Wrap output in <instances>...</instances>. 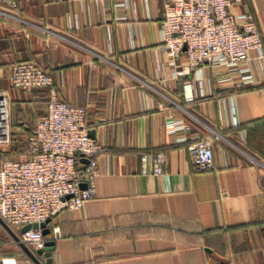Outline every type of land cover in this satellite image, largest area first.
Instances as JSON below:
<instances>
[{
  "label": "crops",
  "instance_id": "1",
  "mask_svg": "<svg viewBox=\"0 0 264 264\" xmlns=\"http://www.w3.org/2000/svg\"><path fill=\"white\" fill-rule=\"evenodd\" d=\"M17 4L0 2V166L28 156V137L47 111L48 89L12 86L22 61L49 72L63 100L87 108V133L104 146L95 197L51 218L55 249L50 263L41 260L264 264V86L232 92L239 73L208 65L176 77L187 59L173 60L162 42L164 0ZM231 11L254 14L264 34V0H241ZM252 69L264 83V58ZM176 122L184 127L169 132ZM208 135L214 166L198 170L188 147ZM160 151L164 173L143 175L140 157ZM0 264H35L1 225Z\"/></svg>",
  "mask_w": 264,
  "mask_h": 264
},
{
  "label": "built area",
  "instance_id": "2",
  "mask_svg": "<svg viewBox=\"0 0 264 264\" xmlns=\"http://www.w3.org/2000/svg\"><path fill=\"white\" fill-rule=\"evenodd\" d=\"M240 1L164 0L162 42L173 60L182 54L187 59V64L176 70V77H183L193 69L198 73L208 65L239 73V88L263 83L255 76L252 63L264 58V34L259 31L254 14L231 11ZM0 2L12 9L18 6L17 0ZM11 82L13 87L26 92L43 88L49 91L47 111L37 117L28 137V156L6 159L0 166V217L18 232L22 242L39 249L47 241L42 228L31 227L24 232L22 228L46 222L61 203L79 210L92 200L97 191L98 156L104 146L87 133V108L63 100L53 76L37 63L15 64ZM190 91L188 82V99H192ZM6 100L7 93L0 92L3 107ZM0 114L5 116L7 111ZM183 127V123H171L169 132ZM188 152L196 169L214 166L210 135L189 145ZM140 162L143 175L160 176L165 171L167 156L161 151L143 154ZM54 230L57 232L58 228Z\"/></svg>",
  "mask_w": 264,
  "mask_h": 264
},
{
  "label": "water",
  "instance_id": "3",
  "mask_svg": "<svg viewBox=\"0 0 264 264\" xmlns=\"http://www.w3.org/2000/svg\"><path fill=\"white\" fill-rule=\"evenodd\" d=\"M67 198H70V196H67ZM68 208L67 203H61L58 207V210L55 211L50 218L46 220V222L41 223L38 225L37 223H34L32 225H26L22 228V232L30 229L31 227L38 228L41 227L43 230V234L46 236L47 241L44 244L43 248L39 249H31L27 246L26 243L22 242L19 235L15 233L11 227L0 217V225L6 229L10 235L15 239V241L23 248L25 253L34 261L35 264H45L40 257L45 258L46 263H50L52 261V252L55 249V241L51 239V229L48 227V224L51 221V218L55 216L59 211L64 210Z\"/></svg>",
  "mask_w": 264,
  "mask_h": 264
},
{
  "label": "trees",
  "instance_id": "4",
  "mask_svg": "<svg viewBox=\"0 0 264 264\" xmlns=\"http://www.w3.org/2000/svg\"><path fill=\"white\" fill-rule=\"evenodd\" d=\"M261 86H264V83L260 84V85H257V86H254V87H261ZM248 88H251V87H240V88H236V89H233L232 92H235V91H241V90H246Z\"/></svg>",
  "mask_w": 264,
  "mask_h": 264
}]
</instances>
